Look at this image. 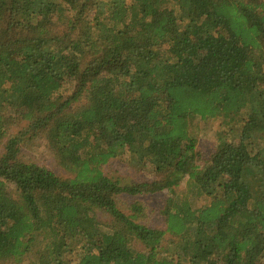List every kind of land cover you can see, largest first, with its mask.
<instances>
[{
    "label": "trees",
    "instance_id": "1",
    "mask_svg": "<svg viewBox=\"0 0 264 264\" xmlns=\"http://www.w3.org/2000/svg\"><path fill=\"white\" fill-rule=\"evenodd\" d=\"M8 113L0 260L264 264V0H0V143ZM195 118L219 124L201 167ZM38 136L67 178L20 159ZM122 157L153 180L106 177ZM163 192L161 229L119 206Z\"/></svg>",
    "mask_w": 264,
    "mask_h": 264
},
{
    "label": "rangeland",
    "instance_id": "2",
    "mask_svg": "<svg viewBox=\"0 0 264 264\" xmlns=\"http://www.w3.org/2000/svg\"><path fill=\"white\" fill-rule=\"evenodd\" d=\"M13 119L12 125L8 127L7 136L0 143V156L3 153V147L5 146L6 139L9 136H13L16 133L23 131L27 126V121H22L18 119L15 114L8 113ZM191 134L196 139V151L198 153V165L201 167L203 162L209 159L210 155L214 152L216 148V132L219 130L218 122H213L211 120H200L195 118L190 123ZM21 152L19 157L24 162L37 163L46 167L49 171L53 172L56 176L60 178H67L68 174L58 165L52 151L48 148L45 139L42 136H38L32 139H26L25 142L20 147ZM103 174L113 179L121 186H133L142 182H150L153 180V176L141 167H134L129 162L127 157H122L118 159H111L105 165L101 167ZM185 180L179 186L178 190H182L185 186ZM8 191L10 195L15 198L16 193L12 186L8 185ZM165 193H158L153 195H135L129 196L127 194L123 195L119 201V206L122 211L129 213L127 209V203L131 201H138L144 208L145 216L139 220L146 226L152 228L161 229L163 227V218L160 215V209L164 204ZM167 242V240L165 241ZM164 242V243H165ZM139 250L141 246H136ZM29 258L27 257L23 264H31L33 253H29ZM0 264H10L0 260Z\"/></svg>",
    "mask_w": 264,
    "mask_h": 264
}]
</instances>
